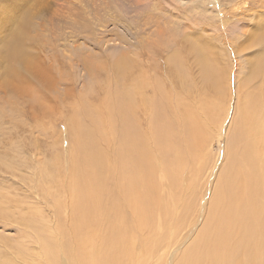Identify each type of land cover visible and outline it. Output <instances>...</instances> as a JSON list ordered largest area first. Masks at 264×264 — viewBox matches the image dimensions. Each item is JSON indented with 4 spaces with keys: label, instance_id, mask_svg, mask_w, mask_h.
<instances>
[{
    "label": "bare ground",
    "instance_id": "obj_1",
    "mask_svg": "<svg viewBox=\"0 0 264 264\" xmlns=\"http://www.w3.org/2000/svg\"><path fill=\"white\" fill-rule=\"evenodd\" d=\"M17 9V0H0V79L9 78L4 86L10 105L16 103L17 82L28 84L47 113L48 101L58 96L27 64L46 54L42 38L29 12ZM257 28L264 42V25ZM205 49L190 44L175 50L164 67L166 81L176 88L172 76L185 81L186 60L196 57L205 85L196 95L197 105L162 95L165 86L156 67L145 68L141 56L122 52L103 66L108 78H96L94 94L85 102L77 100L72 117L60 112L56 124H68L71 163L60 168L59 157L45 162L41 174L51 179L49 187L35 185L42 188L38 203L24 200L27 213H19V222L26 241L34 233L36 244L13 249L23 264H164L163 244L176 243V235L191 226L198 199L193 186L206 166L201 147L209 137L215 98L228 93L222 60ZM46 59L53 73L55 65ZM255 74L264 76V52ZM244 102H254L253 115L229 140L208 217L175 264H264V86L248 93ZM3 110L0 104V116ZM29 196L38 197L32 191ZM37 209L44 213L33 212ZM7 213L0 207V214ZM0 264L9 263L0 259Z\"/></svg>",
    "mask_w": 264,
    "mask_h": 264
},
{
    "label": "rangeland",
    "instance_id": "obj_2",
    "mask_svg": "<svg viewBox=\"0 0 264 264\" xmlns=\"http://www.w3.org/2000/svg\"><path fill=\"white\" fill-rule=\"evenodd\" d=\"M17 5L18 12H29V20L36 24L34 32L42 38L41 51L43 55L46 53L31 58L27 64L40 77L42 85L50 92L54 89L53 94L58 97L48 101L45 113L44 101L36 99L31 86L17 82L16 103L10 105L11 95L6 94L4 86L9 78L0 79V104L4 107L0 116V207L8 210L7 214H0V259L9 264H23L13 249L28 242L34 249L36 242L34 233L26 241L18 215L27 213V201L38 203L42 198L40 189L49 187L51 179L41 174L44 164L54 162L56 157L61 160L60 168L71 163L68 124L65 120L56 124L60 112L64 118L72 117L77 100L82 98L85 102L94 94L96 78L102 81L108 78L103 66L122 52L141 56L140 62L147 64L145 68L156 67L165 86L162 95L169 94L184 105H197L196 95L205 85L196 57L190 55L186 60L185 81L172 76L176 88L166 81L164 67L175 50L198 44L206 48L207 55L209 52L218 55L230 81L228 93L219 95L220 100L215 98L216 115H212V124L209 122L206 146L201 147L202 154L207 155L206 166L193 186L198 199L190 218L191 226L176 235V243H164L160 253L164 264H175L208 217L226 163L229 140L253 115L254 102L245 104L244 98L263 89L264 76L257 77L255 68L264 52L262 30L257 28L264 25V0H17ZM44 58L49 65L54 63L53 73L46 69ZM168 69L171 75L169 65ZM156 72L152 73L158 75ZM186 85L191 86L190 90ZM40 183L42 188H37ZM31 191L38 197L31 198ZM10 201L17 204L15 209L9 205ZM48 206L53 209L51 202ZM33 212L44 213L41 209Z\"/></svg>",
    "mask_w": 264,
    "mask_h": 264
}]
</instances>
